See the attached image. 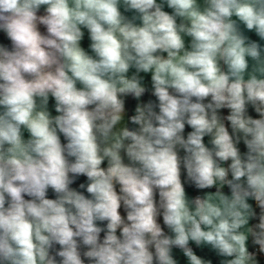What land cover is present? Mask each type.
<instances>
[{"label":"clouds","instance_id":"1","mask_svg":"<svg viewBox=\"0 0 264 264\" xmlns=\"http://www.w3.org/2000/svg\"><path fill=\"white\" fill-rule=\"evenodd\" d=\"M0 31V264H260L264 0H0Z\"/></svg>","mask_w":264,"mask_h":264},{"label":"crops","instance_id":"2","mask_svg":"<svg viewBox=\"0 0 264 264\" xmlns=\"http://www.w3.org/2000/svg\"><path fill=\"white\" fill-rule=\"evenodd\" d=\"M159 2V0H158ZM165 10L166 11H171L170 9H168L166 6H165ZM44 9L41 8V14L43 13ZM129 15H131V13H129ZM40 30L42 33H45L46 32V29L43 27V26H40ZM84 32H85V36L83 38V40L81 41V46L83 48H85L86 51H89L90 52V39L88 37V33H87V30L86 29H82ZM248 35L250 36V38L254 39V40H257L259 43H261L262 45H264V41H260L258 37L255 36L254 33H248ZM189 38H186V43L188 41ZM0 45H3L5 47H11V41L7 38L6 34L3 32V31H0ZM91 54V53H90ZM135 70H131L130 71V75L134 72ZM144 80V85L146 86V88L148 89V91L145 93V95L141 98V101L142 102H148V101H155V97H153L151 95V74H144V73H141L140 74ZM137 103V101H135L133 98H127L126 100V111H127V115L125 116V121L124 123L129 127L131 128V124L128 123V116L131 115V110L133 108V106H135V104ZM48 108H49V111L52 113L53 116L57 115V113L55 112V102H54V99H52L50 97L49 99V105H48ZM250 111V114L253 115L254 117L256 116V114L254 113V111L250 108L249 109ZM221 114L222 115H227L228 114V110L227 109H224V110H221ZM119 127V126H118ZM135 127V125H134ZM191 131V129L186 125V129H185V136L187 135V133ZM25 138H28V134L27 132H25ZM61 141L62 143H66V141L64 140L63 138V135L61 134ZM205 142L206 144H209L210 146V138L209 137H205ZM123 155V153H122ZM180 155L183 156L184 155V152L181 150L180 151ZM125 162L127 163V158L125 157ZM106 163L102 166H105L106 167ZM182 180L186 181V172L182 169ZM86 177H78L77 180H76V183H74L72 185V187L74 188H78V185L79 183H86ZM185 187H186V193L187 195L189 196V198H194V194H195V187L190 185L189 183L186 182L185 184ZM83 191V190H81ZM202 192H205V191H215V189H211V190H201ZM227 188H225V192H227ZM87 195V193H85ZM49 198H55L54 197V193L51 191V189L49 190ZM28 198V197H26ZM157 200H158V194H157ZM250 203H252L253 205V208L254 210L257 212V218L253 219L252 221H250L251 224H255V223H258V215H259V209L256 207L255 205V202L254 201H249ZM121 214L122 215H126V213L124 212V209L123 207L121 208ZM160 222L162 224V217L160 218ZM103 235V234H102ZM191 246L194 248V250L197 252L198 255H200L202 258L204 259H210L212 260L213 264H219V259L215 254L214 252H212L211 250L207 249V248H202V249H196L194 243L191 244ZM250 250H253L251 247H250ZM174 258H176L178 260V264H187V259L186 257L183 256L182 252L179 251V250H174ZM258 260L260 261V264H264V255L262 256H258Z\"/></svg>","mask_w":264,"mask_h":264},{"label":"built area","instance_id":"3","mask_svg":"<svg viewBox=\"0 0 264 264\" xmlns=\"http://www.w3.org/2000/svg\"><path fill=\"white\" fill-rule=\"evenodd\" d=\"M203 192L201 190H195V194H194V197L197 196V195H202Z\"/></svg>","mask_w":264,"mask_h":264},{"label":"trees","instance_id":"4","mask_svg":"<svg viewBox=\"0 0 264 264\" xmlns=\"http://www.w3.org/2000/svg\"><path fill=\"white\" fill-rule=\"evenodd\" d=\"M134 107H135V106H133V108H132V110H131V115L134 114ZM131 128H134V125L131 124Z\"/></svg>","mask_w":264,"mask_h":264}]
</instances>
